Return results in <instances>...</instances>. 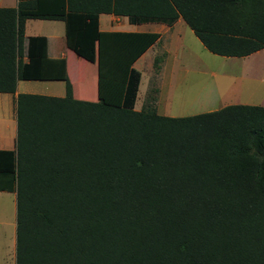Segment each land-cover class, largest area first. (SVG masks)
I'll return each mask as SVG.
<instances>
[{"label": "trees", "instance_id": "1", "mask_svg": "<svg viewBox=\"0 0 264 264\" xmlns=\"http://www.w3.org/2000/svg\"><path fill=\"white\" fill-rule=\"evenodd\" d=\"M101 15L181 19L223 58L264 49V0L0 8V94L15 96L16 116L0 191L16 197L15 264H264V106L166 117L149 97L135 110L133 64L159 34L102 32ZM28 20L64 23L66 49L96 67V99L73 97L66 59L48 57L46 37L25 38ZM19 81L63 82L65 95L16 94Z\"/></svg>", "mask_w": 264, "mask_h": 264}, {"label": "rangeland", "instance_id": "2", "mask_svg": "<svg viewBox=\"0 0 264 264\" xmlns=\"http://www.w3.org/2000/svg\"><path fill=\"white\" fill-rule=\"evenodd\" d=\"M50 24L42 20H28L25 38L42 34L51 35L52 33L57 35ZM58 24H60V32L63 33V23L60 22ZM57 28L59 30V26ZM175 32L176 35L181 37L184 45V50L180 51L182 52L180 54L184 58V63L174 62L173 57L169 60L171 64L168 68H172L173 80H171V77H169L170 73H168V78L172 85L168 91L164 90V103L168 104L167 108L169 109L165 113L167 117L197 115L199 112L188 114L192 112L188 109V106L193 101V98L201 93L209 94L215 99L214 104L211 106L213 111L233 104L264 106V49L245 58H223L205 50L186 25H179L176 27ZM62 41H64L63 38H56L53 42V48L57 50L62 47L63 49L65 45H63ZM65 51L67 53L69 80L75 89V93H78L76 98L81 100L83 93L91 95L95 91L94 99H96V87H94V82L96 84V67L86 62H78L74 54L66 48ZM149 62L150 59L146 57L142 62L138 63L139 70L142 73V80L136 102L137 108L149 96L155 97L156 100L157 95L155 96L154 93L151 95V89L152 86L154 88L157 72H155V68L151 67ZM150 68L153 71L151 74ZM211 80L215 84H210ZM47 85L50 86L48 88L51 92L62 93L64 91L62 82ZM45 87V84L40 82L19 81L18 90L22 94H38L44 92ZM79 93H82V95L80 96ZM1 121L2 111H0ZM9 197L10 200L8 201L0 200V264H15L16 219L14 193H8Z\"/></svg>", "mask_w": 264, "mask_h": 264}, {"label": "crops", "instance_id": "3", "mask_svg": "<svg viewBox=\"0 0 264 264\" xmlns=\"http://www.w3.org/2000/svg\"><path fill=\"white\" fill-rule=\"evenodd\" d=\"M16 3H17V0H0V8H14L16 6ZM42 21H47V20H42ZM47 22L51 23L50 26L53 27L57 33V35H55L54 33H52L51 35L50 34L38 35V36H44L48 40V43H47V55H48V57L49 58L64 57L66 59V55H67V53L65 51L66 47H64L63 49L61 47L60 49H57V50H55L53 48V44H54L53 42L55 41L56 38L60 39V37H61L64 40V32L63 33L60 32L61 31L60 30V24H58L61 21H47ZM179 25H185V23L181 19H179V20H177V22L173 26H170V27L163 25V24H150V23L149 24H141V25H131V24H129L127 18H125V17H115L113 15H101L99 17V30L102 32L156 33V34H159L158 40L152 46H150L134 62L133 68H135L137 71L140 72L141 80H142V73L139 70L138 63L142 62L144 60V58L147 57L148 59H150L149 63L151 64V67H152L155 59L156 58L160 59L159 69L156 71L157 72L155 75L156 80H155L154 88L152 86L151 95H153V93H154L153 90H155L156 91L155 96L157 95L156 96V111L161 116H166L165 113H167L169 111V109L167 108L168 104L164 103V90L166 89L168 91L169 87H171V85H172L170 79L168 78V73H170L169 77H171V80H173V76L171 73L172 68L171 67L168 68V66L171 64L169 62V60L173 57L174 62L184 63V58L180 54V53H182L180 51L184 50V45L182 43L181 37L176 35V32H175L176 27H178ZM57 26H59V30H58ZM63 28H64V23H63ZM25 29H26V25H25ZM62 42L64 43L63 45H65V41H62ZM77 61L79 62L78 58H77ZM66 64H67V73H68L67 59H66ZM203 67L206 68L205 66H203ZM151 73H153L152 68H150V74ZM96 80H97V72H96ZM141 80H140V83H141ZM25 82H40L42 84H45V86H46L45 91L42 93L35 94V95H42V96H49V97H64V95H65V85H64V91L62 93L61 92L60 93L55 92V91L51 92V90L49 89L50 86L47 84H56L57 81H54V82H52V81H50V82L25 81ZM210 84H215V82L213 80H211ZM95 86H96V84L94 82V87ZM18 87H19V82L17 83L16 94H22L19 92ZM139 87H140V85H139ZM72 88H73V97L76 99L78 93L77 92L75 93V89H74L73 85H72ZM139 89H138V93H137V100H138V96H139ZM217 90H218V87H217ZM26 94H31V93H26ZM79 94H80V96L82 95V93H79ZM94 94H95V91H93V95H86L85 93H83L82 99L94 100ZM1 96H6V97H1ZM7 96H10V97H7ZM149 97H147V98H149ZM14 98H15V96H13L11 94H0V99H1L0 111H2V121L0 122V150H14L15 149L16 116H15V105L13 104ZM147 98H145L144 102L147 100ZM137 100H136V102H137ZM214 102H215V99L212 98L209 94L201 93L199 96L196 95L193 98V101L191 102V104L188 106V109H190L192 111V112H189L188 114H193V113H198V112H199L198 114L212 112L213 110H212L211 106L214 104ZM233 105H238V104H233ZM141 106H142V103L137 108L136 103H135V110H137V111L140 110ZM160 111H162V112H160ZM193 111H195V112H193ZM8 193H10V192L0 191V200L1 201L10 200V197L8 198ZM14 195H15V193H14ZM15 215H16V197H15ZM15 228H16V225H15Z\"/></svg>", "mask_w": 264, "mask_h": 264}]
</instances>
